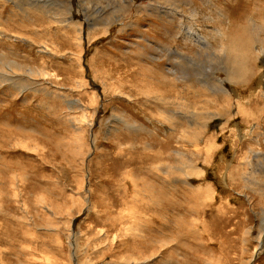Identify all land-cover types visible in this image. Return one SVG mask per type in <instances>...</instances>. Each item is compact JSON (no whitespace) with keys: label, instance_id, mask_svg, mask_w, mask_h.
Returning a JSON list of instances; mask_svg holds the SVG:
<instances>
[{"label":"rangeland","instance_id":"374dc122","mask_svg":"<svg viewBox=\"0 0 264 264\" xmlns=\"http://www.w3.org/2000/svg\"><path fill=\"white\" fill-rule=\"evenodd\" d=\"M38 1L0 0V53L22 65L19 88L0 79V264H133L139 235L150 236L157 250L147 264H264V168L261 158L247 166L242 158L247 142L254 148L252 138L264 137V72L231 85L224 79L226 53L203 51L182 34L191 27L214 44H228L218 27L229 21L240 37L245 26L263 24L264 0H179L169 16L165 8L166 17L147 11L118 21L112 0H80V10L69 13L81 25V56L77 27L50 23L72 1L43 0L47 6L36 11ZM86 14L91 23L110 17L109 33L100 24L82 25ZM260 40L251 31L250 42ZM253 63L264 68L261 60ZM211 80L218 89L203 84ZM187 84L206 94L193 96ZM222 88L231 90L229 98L237 91L250 100L255 116L231 120L258 125L256 137L239 139L230 124L218 134L222 116L213 113L196 148L189 119L169 127L160 113L159 98L176 89L191 105L213 95L218 108L225 104ZM167 131L178 134L173 145ZM168 148L206 159L210 151L206 175L190 181L200 193L149 169L168 160L182 164Z\"/></svg>","mask_w":264,"mask_h":264},{"label":"bare ground","instance_id":"6f19581e","mask_svg":"<svg viewBox=\"0 0 264 264\" xmlns=\"http://www.w3.org/2000/svg\"><path fill=\"white\" fill-rule=\"evenodd\" d=\"M15 1V0H14ZM72 1V7L68 8L66 11H63L62 7H59L57 9L56 12H54L55 14L52 15V21L50 22L51 24H58L65 28L67 27H73L76 26L77 27V45L79 47V54L81 56V53L83 52V47H82V37H81V33H80V28L81 25L79 24V22H75L73 20V15L77 14L75 13H71L72 8L76 10H80V6H82V3L80 2V0H71ZM112 4H113V9H115L116 15H119L115 18L116 21L121 20L123 17L127 16L129 13H133L134 17L137 18L139 17L141 14L145 13V12H151V13H159L162 14L164 12V9L166 8L167 11V16H169L168 14L171 12L170 7H173L175 9H177L175 7V5H178L180 3H178L179 0H164L163 3L160 2V0H151L150 2L148 1H144V2H140L138 5L134 4L133 0H124L123 3L118 1V0H112ZM129 1H131V3H129ZM25 3V2H23ZM41 4H44L45 6H47V1H43V0H39L37 6H34L36 11H39L40 9L44 8ZM115 4V5H114ZM33 7V6H32ZM94 8V7H93ZM70 12V13H69ZM89 14V13H88ZM163 15L166 17L165 13H163ZM111 16H112V12H111ZM96 17V16H95ZM82 18V17H81ZM50 20V19H49ZM91 18H89V16L86 14L84 15V18H82V22L81 24L84 25L86 28L92 26L94 24H100L103 27V32L102 34L107 35L106 33H109L108 31V26H110L111 24H113V22L111 21V18L109 17L104 18L100 16V20L96 23H91ZM224 21V19H223ZM223 21L221 20V22L223 23ZM94 22V20H93ZM130 22V21H129ZM90 23V24H89ZM135 24V22H132L131 25ZM225 24H227V26H225L224 24H222L221 26L218 27V32L222 35V37L226 40V42L228 44H214L213 43V38L212 37H206V36H201L199 33H197L195 30H193V28L191 27H184L182 29L183 31V35L188 38L189 40H191L194 44L198 45L199 48L203 51H212V49H218L220 51H223L226 53V58L228 60V68L224 73V79L230 83L231 85L234 86H240V85H246L248 84L249 80H253L255 79L257 73H261L264 72V68L260 67V69H255L254 68V63L253 61H259L261 60L262 63H264V23L263 24H258L256 23V21L253 24H250L249 26H245V30L242 32V35L239 37L236 34L231 32V28L229 27L230 22L229 21H225ZM224 25V26H223ZM121 29H117V32H120ZM245 31H249L248 32V37H247V42L243 40V33ZM251 31L255 32L257 35L261 36L260 42L257 43H253L250 42V34ZM263 33V34H262ZM247 34V33H246ZM262 34V35H261ZM3 35V34H2ZM104 35V36H105ZM245 36V35H244ZM253 37H255L253 35ZM252 37V39L254 40V38ZM258 40V39H257ZM162 50V49H161ZM167 50V54L169 52L168 48H166ZM158 53V52H157ZM161 53V52H160ZM78 54V57H79ZM84 55V54H83ZM214 58L217 59V54H215L213 56ZM84 60V59H83ZM167 60V58H166ZM86 61V60H85ZM90 68V67H89ZM35 69V68H34ZM22 70V65H20L18 62H16L15 60L12 59H6V57H4L1 53H0V79L1 81H6V80H11L12 84H17L18 88H19V84L21 83V81L17 78H15L16 74L19 73ZM260 70V71H259ZM34 70H32V74H35V72H33ZM42 71V70H40ZM44 71V72H43ZM43 74L46 75H52L50 74V72H48L47 70H43ZM186 78V77H184ZM258 79V78H257ZM260 79V78H259ZM200 81V79H199ZM19 82V83H18ZM4 84V82H3ZM189 84V83H188ZM187 84V85H188ZM208 89L210 90H216L219 88V85L217 83H214L213 80L211 81H207L205 83H203ZM217 85V86H216ZM185 86V85H184ZM190 86L191 90V94L194 96L195 94L198 96V94H206L201 92L200 90L195 89V87L193 85H188ZM256 87V86H255ZM258 87V86H257ZM103 88V87H101ZM179 88V87H178ZM177 88V89H178ZM259 88V87H258ZM168 96H162L159 98L161 99V102L163 104V110L160 113H163V116L165 118L166 123L169 125V127L172 125L174 128H177L178 126V122L180 117L182 118H186V121L189 119L191 122H189L188 120V128L190 130V132L192 133V137H191V143L194 147L198 148V144L195 143V141L197 140V135L199 134V132L201 131V133H203V131L207 130L209 123V117L207 116L208 114H216L222 116L221 121L219 120V127H218V134H221L223 131L225 130V128L230 124L231 126L228 127V130L230 132H234L235 130H237L238 134L237 137L239 139H241L242 137H245L247 140L249 139V137H247V134H254V131L257 129L256 126L258 127V125L253 124V123H249L248 124H240V123H236L235 120H231L232 118L235 117H241L242 119H252L255 115L252 112V108L253 106H250V100L248 98H240V95L237 91H234L233 94V98H229V94H231V90L230 89H225L222 88L221 92L225 101V104H220L218 108L215 107L212 108L214 106V103L217 102V98L214 97L212 95V97H206V102L202 105L200 104H194L191 105V103L188 101L190 99L185 98L181 93L183 92H179V90H177ZM261 89V88H259ZM262 90V89H261ZM257 92V91H256ZM261 92H264L261 91ZM181 95H179V94ZM258 93V92H257ZM149 94V93H148ZM177 94V95H176ZM262 95V94H261ZM170 96V97H169ZM186 96V95H185ZM256 96V95H255ZM156 97V96H155ZM154 98V97H153ZM257 102L259 101L257 98L253 97ZM158 99V98H157ZM195 99V98H194ZM192 101V100H191ZM195 101V100H194ZM96 102V101H95ZM233 103V104H232ZM212 105V106H211ZM207 107V108H205ZM258 110V109H257ZM254 111V110H253ZM259 111H263L264 112V108L260 107ZM93 113V112H92ZM94 114V113H93ZM92 114V115H93ZM162 116V117H163ZM263 116V115H262ZM258 119V118H257ZM264 119V118H263ZM211 120V119H210ZM256 120V119H255ZM262 120V119H261ZM164 121V122H165ZM230 121V122H228ZM244 121V120H243ZM259 120H257L258 122ZM228 122V123H227ZM261 123V122H260ZM89 124V123H88ZM260 125V124H259ZM171 127V128H173ZM260 127V126H259ZM168 128V127H167ZM173 128V130H174ZM180 128V127H179ZM182 129V128H180ZM183 128L181 130L180 135L183 134L184 132ZM227 129V128H226ZM261 129V128H260ZM171 130V129H170ZM172 131V130H171ZM171 131H167V133L165 134V137L169 139V141L172 142V145L174 144L175 138H177L176 136L178 134L175 135V133H172ZM236 132V133H237ZM258 133V132H257ZM224 134V133H223ZM232 134V133H231ZM179 135V136H180ZM260 135V134H258ZM191 136V135H190ZM216 135H213V137H215ZM255 136V135H252ZM261 136V135H260ZM7 137V136H6ZM172 137V138H171ZM209 137V136H208ZM217 137V136H216ZM215 137V138H216ZM219 137V136H218ZM256 137V136H255ZM8 138V137H7ZM202 138V137H201ZM211 138V137H210ZM214 138V139H215ZM264 137L262 138H252L254 139L256 142V146L253 148L251 147V145L248 144V142L246 143L247 147L244 149L247 153H244L243 155V159L244 162L243 164H245L246 166L249 164V160H254L257 158H261L260 160L262 161L261 165L259 166L260 168H264V150L259 147L258 145L261 146V143L259 142V140H261L262 142H264V140H262ZM16 140V138H14ZM219 139V138H218ZM259 139V140H258ZM210 140V139H209ZM27 141V140H25ZM234 140H230V142L228 144H231L232 147H234ZM10 142V141H9ZM15 142V141H14ZM208 142V140L206 141ZM16 143V142H15ZM244 141L241 143L238 152L242 149L241 146L243 145ZM171 144V143H170ZM170 144H166V146L170 145ZM12 145V144H11ZM15 145V144H14ZM25 145V144H24ZM23 145V146H24ZM37 145V144H36ZM214 145L215 147L218 146V144L215 143L214 140ZM220 145V144H219ZM18 146V145H17ZM167 146V147H168ZM207 146V145H206ZM146 147V146H145ZM150 147V146H149ZM209 147V146H208ZM214 147V148H215ZM219 147V146H218ZM222 147V146H221ZM34 148V147H33ZM38 148V147H37ZM40 148V147H39ZM207 148V147H206ZM36 149V148H35ZM81 149V148H80ZM152 149V148H151ZM209 149V148H208ZM153 151V150H152ZM212 151V150H211ZM154 152V151H153ZM210 152V151H209ZM209 152H208V158L206 159V155L205 153L203 155H200L198 153V155L195 154V157H192L190 155V153H185L183 152L180 148H177L175 150H170L169 148L167 149V151L165 153H168L171 156L175 157H180L182 159V164L180 165H175V163L173 162H169L168 161H164L161 162V164H157L154 167L151 166V168H149L150 170H156V172L158 173H162L164 172L165 174V178L168 179V181L170 183H175V182H180L183 183L187 186L188 190L191 191L192 193H196L198 191V193H200L199 191H201V187L197 188V186H194L193 184L190 183V181H192L191 178L193 179H198L200 180V178L204 177L207 173V170H209V165L210 162H212L210 160L209 157ZM235 152V151H234ZM237 152V153H238ZM80 153V152H79ZM82 153V152H81ZM221 153V152H220ZM151 154V153H150ZM155 154V153H154ZM145 155V154H144ZM152 155V154H151ZM235 155V154H234ZM148 156V155H147ZM202 156V157H201ZM149 157V156H148ZM147 157V158H148ZM213 157V155H212ZM235 157V156H234ZM233 157V159H234ZM239 159V158H238ZM151 160H155V158H151ZM164 160V159H163ZM179 160V159H178ZM220 160L222 161V163L225 164V166H229V163L226 160L225 163V159H224V155L220 157ZM84 161V160H83ZM82 161V162H83ZM240 161V160H239ZM259 161V160H257ZM86 162V161H85ZM257 164V163H256ZM255 164V165H256ZM198 165H200V167H198ZM253 166V165H252ZM248 168V167H247ZM254 168V167H253ZM239 169V168H237ZM257 169V168H256ZM147 172V171H146ZM155 172V171H154ZM226 172V171H225ZM231 172V171H230ZM229 172V173H230ZM238 172V171H237ZM131 173V172H130ZM18 174V173H17ZM132 174V173H131ZM228 176V175H227ZM134 177V176H133ZM161 177V176H160ZM230 178V176H228ZM231 180V179H230ZM0 181H2V179H0ZM13 181L12 179L10 180V182ZM229 181V180H228ZM232 181V180H231ZM9 182V181H8ZM9 182V184H10ZM166 182V181H165ZM205 182V181H204ZM230 182V181H229ZM233 182V181H232ZM232 182L230 184H232ZM252 182V181H251ZM22 183V182H21ZM84 183V182H83ZM135 183V182H134ZM13 184V183H12ZM200 184V183H199ZM257 184V183H256ZM84 185V184H83ZM177 185V184H176ZM184 185V186H185ZM210 185V184H209ZM153 185H151L152 187ZM178 186V185H177ZM206 187V186H205ZM259 187V186H258ZM180 189V188H179ZM204 189V188H202ZM137 190V189H136ZM262 190V189H261ZM19 192V191H18ZM18 192H16L15 194H17ZM207 193V192H206ZM202 194V193H201ZM208 194V193H207ZM153 195V194H152ZM203 195V194H202ZM209 195V194H208ZM197 197V195H195ZM19 197V196H18ZM203 198V197H202ZM208 198V197H207ZM15 199V198H14ZM198 200V199H197ZM200 201V200H199ZM151 202V201H150ZM203 203V202H202ZM200 206V205H199ZM131 210V209H130ZM133 212V211H132ZM130 216H132L133 214L129 211L128 212ZM170 214V213H169ZM160 216V215H159ZM133 218V217H132ZM135 219V218H134ZM154 220V219H153ZM148 221V220H147ZM70 222V221H69ZM144 225V224H143ZM156 225V224H155ZM145 227V226H144ZM136 228V227H135ZM167 229V228H166ZM132 229H130L131 231ZM137 232V231H136ZM132 233V232H130ZM139 233V232H138ZM137 233V234H138ZM182 233V232H181ZM69 234V233H68ZM143 234V233H142ZM139 235V234H138ZM130 236V235H129ZM133 236V235H132ZM135 236H137L135 234ZM175 236V235H174ZM69 237V236H68ZM134 237V236H133ZM139 237H141V246H136V248L134 249V260H133V264H147V262H149L151 260V258L153 257L154 253H156V249L154 244H151L150 242H152V239L150 238V236L147 235H139L136 238L139 239ZM72 238V237H71ZM133 239V238H132ZM161 240V239H160ZM260 240V239H259ZM133 241V240H132ZM131 241V242H132ZM140 241V240H139ZM157 241V240H156ZM135 242V241H134ZM161 243V242H160ZM180 243V242H179ZM162 245V244H161ZM159 247V246H158ZM157 247V248H158ZM163 247V246H162ZM25 248V247H24ZM133 249V248H132ZM131 249V250H132ZM75 250V249H74ZM75 252V251H74ZM71 253V252H70ZM73 255V254H72ZM133 256V255H132ZM72 258V257H71ZM166 258V257H165ZM74 259V258H73ZM169 260V259H168ZM165 261L163 260L162 262L159 263H164ZM102 264H108V263H102Z\"/></svg>","mask_w":264,"mask_h":264}]
</instances>
